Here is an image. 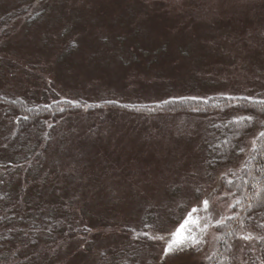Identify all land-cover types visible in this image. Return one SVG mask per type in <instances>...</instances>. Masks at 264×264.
<instances>
[{
  "label": "rangeland",
  "instance_id": "374dc122",
  "mask_svg": "<svg viewBox=\"0 0 264 264\" xmlns=\"http://www.w3.org/2000/svg\"><path fill=\"white\" fill-rule=\"evenodd\" d=\"M0 94L67 104L48 138L21 143L36 157L2 194L40 229L11 222L22 236L0 264H205L236 202L223 181L260 126L214 168L233 115L186 106L264 99V0H0ZM11 127L0 116V147ZM192 209L198 242L165 255ZM257 238L237 233L233 264H252Z\"/></svg>",
  "mask_w": 264,
  "mask_h": 264
},
{
  "label": "trees",
  "instance_id": "16d2710c",
  "mask_svg": "<svg viewBox=\"0 0 264 264\" xmlns=\"http://www.w3.org/2000/svg\"><path fill=\"white\" fill-rule=\"evenodd\" d=\"M17 17L14 15L6 20L12 22ZM64 105L67 104L65 102L35 104L21 98L0 94V116L11 123L13 131L11 140L8 139L6 144L0 147V246L4 241L15 238L16 235L22 236L19 230H12L11 222L31 225L27 229L29 232L40 229V227H32L31 223L34 218H37V215L23 217L22 210L19 209L20 202L15 207L12 206L13 199L10 200L9 193L2 194V192L8 190L6 182L14 174H17L16 168L24 166L23 169L26 168L28 171V162L36 157L35 152H28L26 149H24V153H21L20 146L23 140L27 135L34 133L41 138H48L53 125L48 129L47 122L52 120L54 124L62 118L66 113L59 111V108ZM186 107L187 109L191 107L189 112H196L204 116L218 113V115L228 113L233 115L225 124L222 141L210 152L214 168L225 166L233 157L240 154L237 149L239 144L254 131L255 121L259 122L260 131L249 155L245 158L239 171L226 177L223 181L224 189L233 194L236 202L232 207L233 215L225 222L215 226V231L218 234L216 249L205 264H233L232 241L240 230L249 227H252L253 232L258 236L257 255L254 258L250 253L244 255H248L252 264H264V136L260 135L261 132H264V99L222 97ZM27 171H25V174L27 173L26 182H28V175L30 176ZM17 198H19L18 194ZM4 201L9 202L10 205L6 206ZM194 229L195 227L191 228L193 236Z\"/></svg>",
  "mask_w": 264,
  "mask_h": 264
},
{
  "label": "snow or ice",
  "instance_id": "6c2138e0",
  "mask_svg": "<svg viewBox=\"0 0 264 264\" xmlns=\"http://www.w3.org/2000/svg\"><path fill=\"white\" fill-rule=\"evenodd\" d=\"M261 136H264V132L260 133ZM205 210L207 209L208 202L204 201ZM197 209H192L190 213H188V216L186 219H184V222L179 225L178 228H176L171 233V238L166 241V247L164 248L165 255L182 250L183 248H186L189 244V242L196 243L197 238L194 237L191 233L192 227H199L200 221L198 218L193 219V213L197 212ZM157 239H163V237H156Z\"/></svg>",
  "mask_w": 264,
  "mask_h": 264
}]
</instances>
